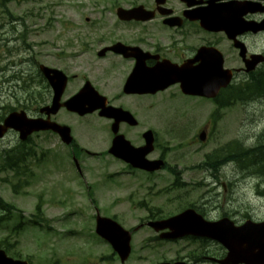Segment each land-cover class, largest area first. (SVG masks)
<instances>
[{
    "label": "rangeland",
    "instance_id": "374dc122",
    "mask_svg": "<svg viewBox=\"0 0 264 264\" xmlns=\"http://www.w3.org/2000/svg\"><path fill=\"white\" fill-rule=\"evenodd\" d=\"M112 1L0 0V116L18 106L24 95L23 80L11 79V75L25 76L29 68L33 69V64L25 63L29 53L24 50L22 39H18L19 34L26 32L28 43L45 42L43 46L34 47L36 59H40L39 53L57 52L55 48H61L62 55L64 48L70 46L71 38L93 31L90 30L92 23L86 19L105 15ZM7 78V82L2 81ZM13 92L18 102L11 96ZM167 106L164 112L173 111V107ZM201 108L204 113H198V106L193 103L187 107L189 114L182 118L159 114L158 120L153 122L157 126L158 152L165 151L169 164L186 170L185 185L169 191L164 188L170 184L172 176L160 172L157 178L146 180L139 174H124L121 163L106 151L97 156L83 152L81 178L74 167V171L68 168L67 147L55 138L32 135L35 157L39 161L28 160L20 175L0 168V196L17 210L9 222L0 225V248L14 258L29 260L30 264H155L164 260H191L202 250L214 256L219 248L214 242L185 238L176 242L152 241L156 233L143 226L132 233V251L121 263L111 245L95 236V208L101 217L113 218L126 229L134 228L145 219L149 208H160L162 216H170L190 203L200 206V212L208 219H217L224 213L237 222L247 217L255 221L264 219V196L257 192L264 188V177L243 172L235 161L221 165L213 173L195 167L207 159V155L227 156V151L221 152L226 146L240 144L248 148L264 142L259 139L264 130V104L258 100L234 103L219 113L216 123L206 117L212 105L206 103ZM179 109L177 106L176 110ZM208 118L212 123L201 143L197 136ZM75 139L92 153L109 148L94 139L92 142L86 128L83 134L77 133ZM17 142V133L10 131L0 139V152L16 147ZM12 183H16L17 192ZM87 185L91 196L87 194ZM175 195L181 197L175 198ZM38 204L39 218L48 224L47 230L26 222L35 216ZM19 222L22 225L14 229Z\"/></svg>",
    "mask_w": 264,
    "mask_h": 264
},
{
    "label": "flooded vegetation",
    "instance_id": "af4514ba",
    "mask_svg": "<svg viewBox=\"0 0 264 264\" xmlns=\"http://www.w3.org/2000/svg\"><path fill=\"white\" fill-rule=\"evenodd\" d=\"M125 1L114 0V11L117 6L127 4ZM132 7H139L144 12L136 18L120 19L109 11L107 15L113 14L111 17L99 14L94 20L88 19L93 31L73 37L70 46L65 48V55H61V49L53 56L43 52L39 53L41 60L37 62L32 56V47L37 44L25 41L29 52L25 61L28 66L34 64V68L41 63L65 66L68 81L61 101L69 99L89 83L105 96L107 104L129 111L134 122L122 119L114 125V118L102 117L99 111L79 116L65 107L48 116L43 107L51 103L53 91L37 69L35 73L39 79L32 84L26 81L24 97L27 102L40 104L34 116L74 123L71 130L92 119L108 137V146L120 134L127 141L124 146L128 149L140 148L147 142L144 132L150 130L154 146L146 156L165 160L166 152H158L157 126L153 125L159 114L182 118L189 114L187 107L190 104L200 108L206 102L220 103L231 87L253 76L250 66L256 56L261 57V62L254 70H264V0H130L129 8ZM26 38L24 36L22 40ZM216 69H220V75L223 70L231 75L230 83L218 92L217 97L206 99L181 89L184 84L205 85L207 71ZM30 71L31 68L25 73L26 80L31 77ZM159 79L167 84L164 89L143 91V86L153 87ZM89 90L95 97L92 88ZM11 96L14 97V93ZM160 103L170 107L173 103H182V107L164 112L158 110ZM43 133L59 138L51 131ZM156 152L159 154L150 157ZM219 161L218 158L214 160L215 167ZM211 163L212 160L204 159L200 165ZM124 166L127 172L132 171L128 164ZM164 167L168 170L171 166L164 162ZM135 172L143 173L142 170Z\"/></svg>",
    "mask_w": 264,
    "mask_h": 264
},
{
    "label": "water",
    "instance_id": "95a60500",
    "mask_svg": "<svg viewBox=\"0 0 264 264\" xmlns=\"http://www.w3.org/2000/svg\"><path fill=\"white\" fill-rule=\"evenodd\" d=\"M135 10L126 11L123 9L118 10L120 18L133 17ZM46 73L55 72L60 76H56V83L60 80L63 84L65 76L62 72L54 69L46 68ZM52 85L53 82L50 80ZM226 83V82H225ZM219 87V86H218ZM215 87L214 90L218 89ZM210 88L207 87L203 94L206 96H212L213 93H209ZM72 98L67 103L69 109L78 110L80 113L92 111L94 108L85 109L83 106L88 104L92 107V103L83 99ZM55 104V103H54ZM53 104V105H54ZM97 107L102 109V112L106 109L103 102H97ZM105 113H110L105 110ZM52 128L60 133L63 139H67V130L64 132L56 124L46 125L39 120H30L26 117L24 111H13L9 113L3 124H0V137L5 133L8 128H13L19 131L20 139L24 140L28 134L32 131L42 130L45 128ZM203 139V137H201ZM112 151V150H111ZM146 150L142 152L144 155ZM134 159H138L137 165L141 162V156L136 157L132 154ZM150 226L155 231L169 229L167 232L161 233V237L165 238H177L184 235H195L202 237H211L220 241L228 250L227 256L220 260L221 264H264V221L253 222L247 220L242 225L236 226L228 218H223L216 222L205 221L201 215L197 214L193 210H186L183 213L155 222H149ZM97 233L104 238L108 239L114 250L118 252L121 260L123 261L130 250V232L124 230L115 221L105 217H97ZM0 264H27L26 262L13 261L4 256V253L0 251ZM160 264H186L184 262L177 263H160Z\"/></svg>",
    "mask_w": 264,
    "mask_h": 264
},
{
    "label": "trees",
    "instance_id": "16d2710c",
    "mask_svg": "<svg viewBox=\"0 0 264 264\" xmlns=\"http://www.w3.org/2000/svg\"><path fill=\"white\" fill-rule=\"evenodd\" d=\"M230 95L232 97H240L241 99H251L253 97L264 98V70L255 73L250 82H246L243 86L231 92ZM259 146L260 145L252 148H239L234 158L239 164H247L249 165L248 167H261L264 169V149H261ZM31 155L32 154L28 152L24 144L20 143V145L8 151L4 156V166L11 169H19L21 166L23 167L26 165ZM152 216H154L153 213Z\"/></svg>",
    "mask_w": 264,
    "mask_h": 264
}]
</instances>
